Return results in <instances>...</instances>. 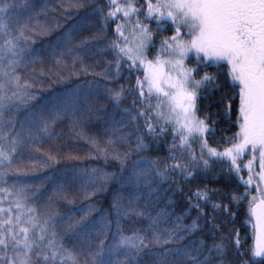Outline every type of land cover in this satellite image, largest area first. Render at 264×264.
Masks as SVG:
<instances>
[{"label":"snow or ice","instance_id":"snow-or-ice-1","mask_svg":"<svg viewBox=\"0 0 264 264\" xmlns=\"http://www.w3.org/2000/svg\"><path fill=\"white\" fill-rule=\"evenodd\" d=\"M75 6L85 5L77 2ZM17 7L15 0H0V182L4 185H7L6 178L18 171L15 156L21 145L51 136L57 121L66 115L75 121L81 105L91 107L88 104L91 93H82L77 86L58 104L30 111L19 129L10 116L5 120L6 115L18 112L35 99L24 91L30 85L21 86L17 74L21 66L35 63L34 50L29 44L21 43L31 38L32 29L21 17L12 15ZM105 7L107 12L97 8L90 13L100 15L99 39L107 40V29L115 24V34L107 40L114 57L115 75L106 70L104 78L119 79L123 66L127 65L130 76L136 73V84L128 90L133 99L132 105L123 109L126 119L136 124L138 133L137 122L143 119L146 134L154 139L167 137L169 133L172 136L168 152L173 163L164 169L157 168L156 177L164 181L168 175L178 172L187 179L201 166L207 169L215 162L227 164L228 172L244 187L243 193L233 191L231 197L237 205L247 201L244 223L250 229L252 244L246 252L240 251L238 229L231 230L235 232L231 241L213 239L209 245L206 237L193 239L197 232L204 230L199 224L203 214L199 201L209 199L207 192L198 191L197 203L179 215H173L169 209L153 215L151 211L139 210L133 200L122 207L117 199L112 207L116 211L118 231L111 243H106L109 225L97 227L107 217L90 222L93 210L90 206L78 220L69 218L64 235L75 243L68 248L56 231L63 217H41L30 206L27 186H18L14 181L11 186H0V264H145V256L155 257L150 264H228L225 257L229 243L235 244V252L240 256H249L241 264H264V0H143L139 7L137 0H108ZM153 22L157 26L155 31L151 27ZM165 26L170 28L171 35L163 37L156 48V37L166 30ZM76 27L58 38L50 53L52 56H57L59 48L60 58L72 55L75 63L80 54L73 55V49L90 47L87 41L73 45ZM153 48L155 55L151 56ZM209 64L226 66L233 96L239 98L237 131L225 140L222 148L209 143V117L199 115L201 93L210 86H220L215 83L216 75L206 71L200 74L201 67ZM105 91L116 107L127 98L123 85L107 87ZM121 139L126 140L127 136L121 134ZM136 140L137 151L147 147L143 134L137 135ZM110 142H113L111 138ZM245 156L249 157L246 163ZM114 158L121 161L123 172L127 154L121 156L115 152ZM142 164L147 162L136 161L129 176L121 177L136 189V201L144 198L139 192L140 185L151 179L148 176L151 168ZM75 179L76 176L71 177L70 182ZM151 192L149 189L145 209L150 205L155 207ZM193 208L197 210V217L191 224H185ZM221 208L235 218L236 213L228 205L213 204L214 210ZM130 215L148 223L126 235L121 230V216ZM93 231L105 237L95 247L91 244ZM153 247L161 250L154 252Z\"/></svg>","mask_w":264,"mask_h":264},{"label":"trees","instance_id":"trees-1","mask_svg":"<svg viewBox=\"0 0 264 264\" xmlns=\"http://www.w3.org/2000/svg\"><path fill=\"white\" fill-rule=\"evenodd\" d=\"M19 7L13 10V16L21 17L30 28L29 40H21L34 50L35 63L21 66L17 70L20 76L21 86L24 91L31 93L35 99L29 101V105L22 107L18 112L9 116L15 121L16 129L20 122L25 120L30 111H38L41 106L58 104L71 89L79 86L82 93H91L88 104L91 107L81 105L76 111V120L70 115L57 121L51 136L44 137L34 143L21 145L16 153V168L18 171L6 178L7 185L0 182V186H11L14 181L18 186L26 185L29 193L30 206L38 210L41 217L54 215L63 217L57 226V233L63 236L65 247L72 248L74 239L64 235L69 218L78 220L84 212L93 209L89 217L90 222H100L101 217L107 219L97 224V227L109 225L106 243H111L114 234L117 233L116 211L112 207L114 201L119 199L122 207H127L129 200L135 201V207L139 210L151 211L153 215L162 209H169L173 215H179L197 203L196 193L207 192L209 199L199 201L203 208V214L199 224L203 232H197L193 239L206 237V242L211 245L212 240L220 241L222 238L231 241L235 237L232 229H238L242 247L241 252H246L252 244L250 229L245 225V212L247 201L237 205L232 201L231 193L236 191L243 193L244 187L234 174L228 172V165L215 162L207 169L201 166L197 168L192 177L184 178L180 173L168 175L161 181L156 177V169H164L173 161L169 158L168 145L172 140L169 133L167 137L154 139L146 134L143 128V119L137 123L140 132H137L136 124L126 119L123 109L132 105V95L129 89L136 84V73L131 76L127 65L121 70L119 79H105L103 73L107 70L110 75H115L114 57L107 46V40L115 34V24L107 29V40L99 39V28L102 21L99 13L90 15L93 9L103 8L107 12L108 0H15ZM82 3L84 7H76V3ZM143 0H137V6ZM76 27V35L73 45H80L81 41H87L90 47L73 49V55L79 53V58L73 63V56L66 55L60 58L57 48V56L50 53L58 38L70 28ZM152 29L156 30L153 22ZM165 31L156 37L155 45L159 47L160 40L171 35V30L165 26ZM151 56L155 55V48ZM59 60V63H57ZM191 66V63H189ZM217 76L215 83L219 88L212 86L201 93L198 101L199 115L209 117V143L216 147H223L227 138L237 131L235 124L236 112L239 105L238 96H233L230 81L227 79V69L219 68L215 64L201 67L200 74L204 72ZM142 75V73H141ZM125 87V96L119 107H116L105 91L107 87ZM96 93L101 94L100 96ZM102 97V98H101ZM231 104V112L228 106ZM122 117L125 118L120 123ZM213 121H215L213 123ZM15 129L13 130L14 134ZM131 133V135H129ZM121 134L127 139H121ZM144 135V143L147 147L142 151L136 149V136ZM110 138L113 142H110ZM121 156L127 154V162L121 171V161L114 158V153ZM197 154H199L197 146ZM186 156V154H185ZM247 157V156H246ZM136 161H146L142 167H150L148 183L140 185L139 192L144 198L136 201V189L121 180L128 177L132 166ZM93 169L97 172L93 173ZM258 170V161H257ZM247 170L243 175L246 179ZM76 176L74 182L70 178ZM107 176V179L103 177ZM101 185H103L101 187ZM152 189L151 199L155 207L151 205L145 209L146 197ZM168 201H172L171 204ZM228 205L232 212L225 214L223 208L213 209V204ZM5 205H7L5 203ZM197 217V210L193 208L190 215L184 220L185 224H191ZM148 221L135 216H121V230L131 234L132 229L146 227ZM217 225L220 227L217 228ZM213 229H216L213 232ZM103 235H97L93 231L91 244L95 247ZM161 249L153 247L152 251ZM147 251V250H145ZM142 255H144L142 253ZM153 256H145V264H150ZM228 264H241L249 256H240L235 252V244H228V254L225 257Z\"/></svg>","mask_w":264,"mask_h":264},{"label":"rangeland","instance_id":"rangeland-1","mask_svg":"<svg viewBox=\"0 0 264 264\" xmlns=\"http://www.w3.org/2000/svg\"><path fill=\"white\" fill-rule=\"evenodd\" d=\"M248 158H249L248 156L247 157L246 156L244 157V162L245 163L247 162ZM245 171H246V169H245ZM246 178H247V174H246ZM0 195H2V194H0ZM4 206L7 207V205H4Z\"/></svg>","mask_w":264,"mask_h":264}]
</instances>
